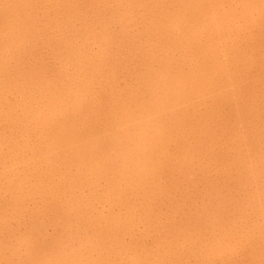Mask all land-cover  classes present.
Here are the masks:
<instances>
[{"label": "bare ground", "instance_id": "6f19581e", "mask_svg": "<svg viewBox=\"0 0 264 264\" xmlns=\"http://www.w3.org/2000/svg\"><path fill=\"white\" fill-rule=\"evenodd\" d=\"M231 1L0 0V264H114L126 237L125 264H186L198 239L194 260L231 264L212 235L237 236L235 214L254 224L236 248L264 264V208L247 214L264 178V0ZM198 188L216 215L203 230L206 210L176 218ZM160 214L173 236L148 250L136 231Z\"/></svg>", "mask_w": 264, "mask_h": 264}, {"label": "rangeland", "instance_id": "374dc122", "mask_svg": "<svg viewBox=\"0 0 264 264\" xmlns=\"http://www.w3.org/2000/svg\"><path fill=\"white\" fill-rule=\"evenodd\" d=\"M233 2L231 1V0H228V3L226 2L225 3V6H226V8H229V6H230V4H232ZM229 5V6H228ZM233 24H235L236 22H234V20H233V22H232ZM241 25H243L244 26V22H242V20H241ZM240 25V26H241ZM243 26H241V27H243ZM92 44L93 43H91V45H90V47L92 46ZM93 48H96V47H93ZM97 49V48H96ZM134 55L135 56H133V54H129L128 56H127V58H129V59H125L126 61H128L129 60V62L131 63V65H133V66H130V68L131 69H134V71H137V70H139V69H141V68H143L142 66H141V62H140V60L138 59V54H136V53H134ZM129 56H131V57H129ZM133 57H135L136 59L134 60V58ZM221 59H223L222 61L225 63L226 62V58H224V57H220ZM126 61H123V63H121V64H123V67L125 68V69H127V68H129V65L127 66L126 64H125V62ZM140 64H139V63ZM135 63V64H134ZM125 65V66H124ZM140 66V67H139ZM133 67V68H132ZM135 67V68H134ZM122 70V69H121ZM125 73V72H124ZM121 75V74H120ZM125 75L127 76V74L125 73ZM128 79V78H127ZM121 80H123V79H121ZM121 86H124V83L122 82L121 83ZM254 144H255V142H254ZM257 146H262V144H260V145H257ZM263 148H264V145L262 146ZM257 152H260V151H257ZM261 154H262V152H261ZM263 160H264V158H263ZM264 162V161H263ZM263 165H264V163H263ZM263 179V180H262ZM259 181V182H258ZM258 181H256V183H254V184H252L251 186H253V187H251V188H249L250 190H248V192H249V194H251V191L252 190H254V191H252V193H255L256 191V193H257V195L258 194H260V195H258V197H261L260 198V200H261V202H260V200H259V206L258 205H255L256 203L254 202V201H250L251 203H249V205H251L250 206V208L248 207L247 209V214L248 215H250V217L248 216V220H250V218L251 217H253L252 218V220H254V222H257V221H255V219L256 220H258V219H260V217L257 219V215L258 216H260V214H259V212H258V209L260 208V207H263L264 208V195H263V193H264V189L262 190V186L264 185V178L262 177L261 178V181H260V179L258 180ZM260 183L261 184H263V185H260ZM256 185H258L259 186V188H258V186L256 187ZM255 186V187H254ZM250 187V186H249ZM202 188V187H201ZM201 188H198L199 190H192L191 191V193H194V195H193V199H195L198 195H199V192H200V190H201ZM258 190H257V189ZM256 189V190H255ZM263 192H262V191ZM259 192V193H258ZM261 192V193H260ZM262 194V195H261ZM195 197V198H194ZM242 197V196H241ZM201 199V200H200ZM203 198L201 197V196H198L197 198H196V202H194V203H196V204H194L193 202H191V201H189V200H186V202H185V204H184V208L182 209H180V211H179V213L180 214H178L177 215V221H179V218H180V221L179 222H183V224H185L184 223V221H183V218H182V212H183V210H184V212L186 213V215H188V216H190V217H192V216H194V213L196 212V209L197 210H202V211H205V213L203 214V216H204V218H203V220H202V222H204V223H207L206 225L204 224V223H202L201 224V229L203 230V229H206V228H208L209 227V225L211 224V220H212V222H213V218L214 217H216V215H214L211 211L212 210H210V206H205V208H204V203H203V200H202ZM188 201V202H187ZM190 202V203H189ZM252 202H254L253 204H252ZM263 203V204H262ZM191 204H193V205H191ZM201 204V205H200ZM193 207H191V206ZM196 205H198V206H196ZM254 205V206H253ZM187 206V207H186ZM196 207V208H195ZM202 207V208H201ZM255 207V208H254ZM190 208V212H189V209ZM204 208V209H203ZM212 208V207H211ZM253 208V209H252ZM263 208H261V209H263ZM255 209V211L253 212V210ZM105 210H107V211H105ZM165 208L162 210V212H164V214L166 213L165 212ZM209 210H210V212H209ZM257 210V211H256ZM97 212H100V213H104V214H107L108 213V209H103L102 207H100L99 208V210H96ZM188 211V212H187ZM230 211H232V212H234L235 210H234V208L233 209H231ZM162 212H160V213H162ZM249 212H250V214H249ZM253 212V213H252ZM258 213V214H257ZM14 215L13 216H15V213H13ZM95 214H96V212H95ZM214 215L213 216V218H212V215ZM255 214V215H254ZM20 215V214H19ZM18 215V222H17V224H16V222L15 221H12L11 222V224L14 226V227H16V225L17 226H19L18 228H19V230L20 231H26V229L29 227V222H28V219L27 218H25L24 217V219H22V217L21 216H19ZM30 215V214H29ZM159 215V214H158ZM162 215H163V213H162ZM161 214H160V217L158 216V221L159 222H156V221H154L155 223V225H153V228H154V232L153 233H151V235L152 236H150V237H152L151 238V240H150V237H146L145 239H142L141 237H142V235L144 234V232H146L147 231V229H148V227L149 226H147V225H145V227H147L146 229H145V227L144 226H142L141 228H140V230L141 231H143V233L139 230V228H138V230H139V232H138V230L136 231L137 233H136V239L138 238V240H139V243H141V245L143 244V242H141V241H144V245L146 246V247H148V246H150V244H148V243H152V245H155V243H153V242H151V241H154L155 242V235L158 233V235H156V237H160V238H163L164 240H165V238H167V236H166V234H167V232H172V231H169V229H170V226L171 225H169V224H166L169 220H171L172 218H170L171 216H169V214H168V216H169V219L167 220L166 219V217L165 216H162ZM180 215V216H179ZM211 215V216H210ZM209 217L211 218V219H209ZM160 218H161V220H160ZM165 218V219H164ZM207 218V219H206ZM225 218H227V217H221V218H219L220 220H218L217 221V225H220L219 223H221V222H223L222 224H224L225 225V223H224V221L226 222L227 221V219H225ZM235 218H236V220L238 219V222H236V221H234V222H236L237 223V228H235L234 230H236L237 229V231H239V232H237L238 234H236L237 236H235V238H234V236H229V238L227 237L228 235H226L225 233H223V232H221V231H219L220 229L219 228H217L215 231H214V234L212 235L213 237H215L216 239H214L215 241L217 240V238H218V240H217V242L214 244L215 246L216 245H218V243L220 244V246H221V244L223 245V247H224V252H225V254H223V258H225V259H228V260H231L232 262H231V264H234V261H235V263H237V262H240V260L239 259H245V258H243L244 257V254H242L243 252H241V249H237V248H241L240 246H238L239 244H238V241H239V243H240V237H242V232H245L246 233V231H249V230H251V229H249V227L250 228H253L254 227V224H253V227H251V225L252 224H250L251 222L250 221H248V222H246V223H244L243 221H242V219H241V217L239 216H237V214H235ZM17 219V218H16ZM207 221H206V220ZM210 221H209V220ZM223 219V220H222ZM263 218L261 217V220H259L258 222H259V224L261 225L262 224V221H264V220H262ZM240 220V221H239ZM163 221V222H162ZM176 221V222H177ZM209 221V222H208ZM242 221V222H241ZM162 222V224H160ZM250 222V223H249ZM158 223H159V225H158ZM169 223V222H168ZM208 223H209V225H208ZM227 223V222H226ZM229 223V222H228ZM233 223V222H232ZM157 224V225H156ZM166 225L165 227V229H163L162 230V226L161 225ZM244 225L245 226V224H246V226H245V231H243L244 230V226L242 227V225ZM203 225V226H202ZM227 225V224H226ZM154 226H156V227H154ZM160 226V227H159ZM206 228H205V227ZM240 226H241V228H240ZM249 226V227H248ZM143 227H144V230H143ZM200 227V226H199ZM240 228V230H239V228ZM227 228V227H226ZM167 229V230H166ZM219 229V230H218ZM155 230H156V232H155ZM159 230V231H158ZM162 230V231H161ZM164 230H165V232H164ZM193 230V229H192ZM233 229L232 228H230V230H228V232L230 233V232H232V233H234V232H236V231H232ZM158 231V232H157ZM197 232H198V230H197ZM221 232V233H220ZM52 232L50 231V233L49 234H51ZM140 233V234H139ZM160 233V234H159ZM215 233H216V235H215ZM218 233H220V234H218ZM139 234V235H138ZM154 234V235H153ZM169 234V233H168ZM224 234H225V236H224ZM173 236V234L171 233L170 234V236ZM215 235V236H214ZM219 235H221L220 237H221V239L219 238ZM240 235V236H239ZM140 236V237H139ZM166 236V237H165ZM169 236V235H168ZM171 236V237H172ZM239 236V237H238ZM165 237V238H164ZM208 239H211V236H208L207 237ZM223 238H225V239H223ZM247 238H249V236H247ZM181 239V240H180ZM230 239V240H229ZM147 240V241H146ZM201 241H202V239H200ZM225 240V241H224ZM232 240H233V242H232ZM235 240V241H234ZM238 240V241H237ZM196 241V240H195ZM194 240L192 241V243L193 244H191V242L189 243H187V242H184L186 245H188V246H191V247H186L185 246V244L183 243V238L182 237H180L179 238V243H177V246H176V248H179L180 246V251H182V249H184L185 247V249L183 250V251H185V253H188L187 255V259H186V261H185V263L187 264L188 262V264H203L206 260H203L202 261V259H199V261L198 262H196V260H198V259H196V260H194V257H192V256H190L192 253L191 252H189V251H196V250H198V249H195L196 247L197 248H202V247H204V246H202V244H201V241H199V239H198V241H196L195 242ZM220 241V242H219ZM230 241H231V243H230ZM108 242H110V241H108ZM129 242V243H128ZM197 242H198V244H197ZM225 243L227 244L226 246H225ZM228 243L231 245L232 244V246H230V245H228ZM235 243V244H234ZM237 243V244H236ZM246 243V242H245ZM182 244H184V248H182L183 247V245ZM191 244V245H190ZM197 244V245H196ZM199 244H200V246H199ZM263 244V243H262ZM128 245H130V248H129V246ZM133 245H134V242L133 241H131V239L129 238V237H126V239H125V243H123V245L120 247V254H118V255H116V256H114L113 258H112V260H115V263L116 264H125V261H128L129 259H130V257H133L134 256V251L132 250L133 249ZM152 245L149 247V249L148 250H150V249H152V248H156L155 246L154 247H152ZM179 245V246H178ZM125 246V247H124ZM192 246H194V247H192ZM199 246V247H198ZM227 246L230 248V247H234L233 249L235 250V252H233L234 250L233 249H230V252H229V248H227ZM236 246H237V248H236ZM263 246H264V244H263ZM127 247V248H126ZM175 247V246H174ZM251 247V246H250ZM90 248V247H89ZM89 248H87V250H89ZM165 248L167 249V251H170V253L171 254H168V255H170V257H171V260H173V262L175 261H177V259L180 257V254H178L180 251H176V248H170L169 249V247L168 246H165ZM190 248V249H189ZM216 248V247H215ZM129 250V251H125L124 252V250ZM131 249V250H130ZM169 249V250H168ZM192 249H194V250H192ZM250 249V248H249ZM174 252V250H175V257L176 258H173V253H172V251ZM178 250V249H177ZM226 250L228 251V252H226ZM128 252V253H127ZM177 252V253H176ZM191 253V254H190ZM232 253V254H231ZM234 253V254H233ZM240 253V254H239ZM99 254V253H98ZM173 254V255H172ZM231 254V255H230ZM236 254H238V256L239 255H241V257L239 256V257H237V255ZM172 255V256H171ZM226 255V256H225ZM234 256L235 257V255H236V257L238 258V260H237V258L235 257H231V256ZM129 256V257H128ZM162 257H164L163 255H161ZM177 256H178V258H177ZM86 257H88V256H86ZM126 257H127V259H126ZM230 259H229V258ZM258 257V256H257ZM256 257V258H257ZM102 258V257H101ZM116 258V259H115ZM192 258V260H190ZM149 260L148 261H155L154 259H150V258H148ZM248 261H247V260ZM244 261H243V264L245 263V264H247L250 260H252L251 258H246ZM203 263H202V262ZM237 261V262H236ZM255 261V260H254ZM121 262V263H120ZM208 261H206V263H207ZM253 262V261H252ZM114 263V264H115ZM171 262L170 261H168V263L167 264H170ZM205 264V263H204ZM207 264H210L209 262L207 263ZM219 264H224V263H219ZM242 264V263H241Z\"/></svg>", "mask_w": 264, "mask_h": 264}]
</instances>
